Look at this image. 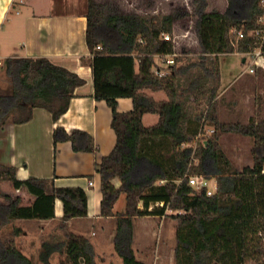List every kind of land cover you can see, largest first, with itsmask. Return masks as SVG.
<instances>
[{
	"label": "trees",
	"instance_id": "1",
	"mask_svg": "<svg viewBox=\"0 0 264 264\" xmlns=\"http://www.w3.org/2000/svg\"><path fill=\"white\" fill-rule=\"evenodd\" d=\"M192 4L199 52L176 56L171 73L160 77L155 73V55L177 52L175 15L117 13L101 0H88L86 41L95 98L111 107L117 135L112 152L96 163L103 195L101 216L115 218L113 241L123 264H149L133 248L135 218L148 215L176 220V264H264V94L256 96V113L246 124L222 119L217 100L218 55H245L259 45L253 31L261 26L264 0H228L224 11L209 9V0H192ZM235 27L244 30L243 38L231 33ZM164 33L172 39H165ZM0 70L5 76L0 86V129L5 134L12 124L29 122L36 108L48 110L57 121L69 108L76 88L86 82L47 57H8ZM262 73L258 76L264 87ZM146 90H164L168 97L156 100ZM120 97H131L134 109L120 112ZM145 113L158 114V122L145 125ZM207 126L215 131L207 134ZM226 132L253 138L252 166H236L222 145ZM53 139L55 146L69 141L77 152L97 151L94 137L85 130L58 126ZM17 173V167L0 156V182L9 181L17 190L26 188L34 198L22 204L20 196L0 188L4 199L0 264H35L18 246L16 236L24 230L13 223L54 219L60 199L64 228L69 220L88 215L89 196L82 187H59L53 178H19ZM196 174L216 179L214 194L189 183V176ZM122 194L126 207L115 211ZM144 201H153L152 209H143ZM54 238L42 242V264H51L53 253L64 255L60 264H98L88 237L69 232Z\"/></svg>",
	"mask_w": 264,
	"mask_h": 264
},
{
	"label": "crops",
	"instance_id": "2",
	"mask_svg": "<svg viewBox=\"0 0 264 264\" xmlns=\"http://www.w3.org/2000/svg\"><path fill=\"white\" fill-rule=\"evenodd\" d=\"M87 13L88 0H0L1 58L5 60L13 56L47 57L53 63L78 73L86 80L85 84L76 88L69 108L57 121L53 120L48 110L36 108L29 122L10 125L6 133L10 145L8 149H5V146L0 144V151L3 153L1 160L6 164L15 165L19 178L29 176L53 178L55 185L59 187L84 188L89 196L88 215L73 218L68 221V224H77L78 229L86 227L87 230L69 232L87 235L86 237L94 245L98 264H123V259L115 251L113 241L116 231L115 218L101 216L103 195L101 175L96 171V163L112 152L117 143V135L112 126L111 107L106 100L95 98L92 55L86 41ZM184 54L193 55L187 52ZM235 54L243 57V54L237 52L218 55L221 68V88L217 96L219 101L223 98L222 94L227 92L222 82L221 57ZM158 62L160 63V60ZM242 62L245 63L246 58H242ZM260 71L264 76L262 69H258L256 75L258 76ZM253 79H250V83ZM256 79L248 86L259 95L257 92L261 78L256 77ZM262 91L264 94V87ZM146 92L156 100L168 97L164 90H146ZM231 103H228V106ZM233 104L236 103L233 102ZM133 109L134 101L131 97L118 99L120 112L125 113ZM150 116L157 117L159 120L158 114L145 113L143 122L145 123V118ZM58 126L65 127L68 131L81 129L89 132L94 137L97 151L77 152L69 141L60 142L55 146L53 132ZM211 128L207 126L206 130ZM9 152L10 157L7 156ZM248 165L252 166V164ZM90 180L94 182L93 185H90ZM141 204L145 210H150L154 206L153 201H144ZM115 211L124 210L116 209ZM55 213L54 219L32 221H61L63 203L60 199L56 200ZM28 221L31 220L17 222ZM140 223L143 226L142 230L138 231ZM23 230L21 235L16 236L17 242L27 240L31 236L27 229L23 228ZM168 230L176 233L177 222L170 223L165 215L135 218L133 248L136 256L149 264H176V239L168 238L166 233ZM37 232L45 234L43 228ZM30 246L39 250L42 242L31 241Z\"/></svg>",
	"mask_w": 264,
	"mask_h": 264
},
{
	"label": "rangeland",
	"instance_id": "3",
	"mask_svg": "<svg viewBox=\"0 0 264 264\" xmlns=\"http://www.w3.org/2000/svg\"><path fill=\"white\" fill-rule=\"evenodd\" d=\"M107 3L108 8L112 12L126 13V12H137V13H172L175 15V34L173 36L176 41V50L178 53H192L195 56L199 52V43L197 34L195 32V12L192 4V0H101ZM209 9H219L224 11L228 6V0H209ZM189 55V54H188ZM158 61V56H155ZM242 58L248 60L243 63ZM226 59V61H224ZM252 59L248 56L243 55H232L222 56L221 66L223 72V87L227 88V92H224L222 98V104L220 105L221 118L227 121L242 122L243 124L248 123L249 115H255L256 110V91L248 86L255 82V74L253 76L249 71V66ZM259 67H257L258 69ZM264 70V69H262ZM5 76L0 70V84L4 85ZM253 79L251 82L250 79ZM258 86L259 95L263 94V79L260 80ZM223 92V91H222ZM221 95V96H222ZM226 101V103H225ZM221 102V100H220ZM235 102L236 104L228 106V103ZM225 103V104H224ZM225 105V106H224ZM264 114V113H263ZM157 117H146L145 124L151 125L157 123ZM222 145L230 158L234 161L238 168H243L248 164H253L251 149L253 146V138L249 135L241 132H226L222 135ZM0 144L5 146V149L10 145V141L7 138V134L0 129ZM8 149V148H7ZM3 153H0V156ZM10 152L7 156L10 157ZM8 157V158H9ZM214 182V180H213ZM0 188L5 193L12 195L13 197L20 196L22 204H29L33 201L32 195L27 191L26 188L15 189L11 182L4 181L0 182ZM4 199L0 197V203ZM142 203V202H141ZM142 206V204H141ZM126 207L125 194H122L120 199L115 205V210H124ZM169 213H172L170 210ZM169 218V222H176L175 219ZM14 225H20L27 229L31 236L27 240L18 241V246L29 256L33 258L35 264H42L40 261V250L30 246L31 241L43 242L47 238L59 239L65 237L69 231H86L87 228L78 229L77 224L69 225L68 223L64 228L61 227V221L50 220L46 222L41 221H28V222H15ZM171 225V224H170ZM176 225V223H175ZM143 224L138 225V231L142 230ZM43 228L45 234H40L39 229ZM170 229V226H169ZM8 232V231H7ZM168 238L176 239V233H172L168 230ZM172 233V234H171ZM77 234V233H76ZM87 236V235H86ZM43 252V251H42ZM45 252V251H44ZM64 255L61 253H53L50 257L51 264H60L61 259Z\"/></svg>",
	"mask_w": 264,
	"mask_h": 264
},
{
	"label": "built area",
	"instance_id": "4",
	"mask_svg": "<svg viewBox=\"0 0 264 264\" xmlns=\"http://www.w3.org/2000/svg\"><path fill=\"white\" fill-rule=\"evenodd\" d=\"M259 22L261 23V26L255 29L253 32L259 39V45L252 51L245 54V56H248L252 59V62L249 66V71L252 74H256L258 69H264V16H262L259 19ZM231 33L235 35L237 39L243 38L245 33L243 29L233 28L231 30ZM164 38L167 40L172 39L171 35L169 33H164ZM100 48V46H98ZM179 55H185L183 53H173V54H157L155 56H158V61L160 60V63L156 60L155 65V73L160 76H166L171 73L172 65L175 62V57ZM156 58V57H155ZM248 59L246 58V61ZM5 60L1 58L0 56V67L4 64ZM257 67H259L257 69ZM215 131V129L212 127L209 130H206L207 134H211ZM214 180V182H213ZM90 185H93L94 182L92 180L89 181ZM189 183L198 189H206V192L208 195H212L215 193L217 189V181L214 178H207L204 175H190L189 176Z\"/></svg>",
	"mask_w": 264,
	"mask_h": 264
}]
</instances>
